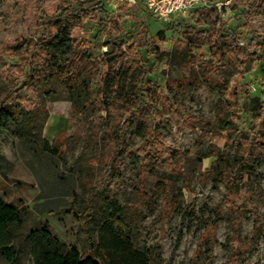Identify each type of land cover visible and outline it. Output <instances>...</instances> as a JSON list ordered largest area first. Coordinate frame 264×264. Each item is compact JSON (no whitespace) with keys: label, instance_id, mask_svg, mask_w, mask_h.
<instances>
[{"label":"rangeland","instance_id":"1","mask_svg":"<svg viewBox=\"0 0 264 264\" xmlns=\"http://www.w3.org/2000/svg\"><path fill=\"white\" fill-rule=\"evenodd\" d=\"M222 1L212 0L210 11L194 12L169 23L153 16L142 0H0V49L7 41L37 38L43 12L59 15L66 9L76 13L82 9H103L96 17L82 20L74 28L73 36L88 40L97 36L103 50H107L106 43L114 39L123 40L124 49L134 45L149 79L172 106L164 109L160 106L156 111L165 141L180 152L187 150L190 153L203 150L210 143L220 144L223 150L230 151V171L234 172L233 156L239 136L252 138L258 135L264 140V50L241 70L227 58H222L217 72L202 70L200 62L187 66L179 56L187 38L193 54L208 61L212 60V45L227 52L234 37L250 48L264 46V11L249 15V0H229L227 4ZM213 24L214 28L208 33L212 35L210 39L205 32H201L197 40L188 37L187 26H194L197 32L210 29ZM232 24H235L232 32L219 31ZM170 78L181 80L182 85L169 84ZM217 82L226 83L227 88L221 89ZM221 99L230 105L224 118L233 117L237 123L238 132L231 146L218 137L203 133L193 119L201 117L217 121ZM47 106L48 118L42 121L44 113H41V121H36L34 132L51 143L62 142L66 137L60 146V156L41 147L28 148L24 138L17 136L15 125L0 121V156L7 161L5 164L0 158V198L15 205L22 219L21 225L12 229L11 247L16 253L15 260L9 263L0 251V264H35L34 242L39 245L37 250L47 245L39 235L36 239L29 235L44 223L49 224L59 240L75 246L80 252L91 253V248L96 246L99 227L94 228L83 216L78 217L73 212L80 213L94 199L95 192L85 194L79 186L77 164L82 156L89 157L92 150H85L84 141L74 135L79 128L70 118L71 102L66 91ZM90 112L88 109L79 117L83 132L91 126ZM144 142V138L133 135L132 127L127 130L126 143L131 151L122 162V175L115 188V197L122 206H126L134 195L142 160L138 149ZM158 161L167 169L162 159ZM175 163L188 172L186 178L173 176V184L183 189L185 201L167 214L160 212L161 198L144 206L138 225L128 229L133 244L156 264H225L233 253L238 254L237 264H264V221H255L257 215L264 214V154H256L254 173L247 177L240 201L242 210H227L212 236L204 240L201 235L206 222L224 198L227 187L212 181L211 174L203 177L197 171L193 173L194 166L190 161L181 162L179 157ZM214 163V158L204 159L203 170L210 169ZM98 172L97 181H100L104 170ZM156 174L157 171L150 168L149 187L155 184ZM238 232L242 241L234 240ZM210 250L212 260L207 262L205 259ZM102 262L129 264L125 259L119 261L116 258L112 262L102 259Z\"/></svg>","mask_w":264,"mask_h":264},{"label":"trees","instance_id":"2","mask_svg":"<svg viewBox=\"0 0 264 264\" xmlns=\"http://www.w3.org/2000/svg\"><path fill=\"white\" fill-rule=\"evenodd\" d=\"M99 10L103 11L96 7L92 11L82 9L78 13L66 9L59 15L43 12L39 18L40 34L37 38L7 41L0 49V121L15 125L17 136L24 138L28 148L41 147L60 156V146L67 138L62 142L57 140L51 143L37 136L34 130L36 121H41V113H44L42 121L47 120L48 103L58 100L62 91H66L71 102L70 118L73 125L79 128L74 135L84 141L85 150H92L89 157L82 156L77 164L79 186L85 194L95 192L94 199L80 213L73 212L78 217L83 216L85 222L93 224L94 228L99 227L96 246L91 248V253L80 252L75 246L59 240L49 224L44 223L43 227L29 235L32 239L39 235L40 240L47 245L37 250L39 245L34 242L35 264H103L102 259L112 262L113 258L119 261L125 259L129 264H156L133 244L128 229L138 225L142 208L157 198H161V214H167L185 201L183 189L173 184V176L185 177L188 172L182 171L175 160L180 157L181 162H192L193 173L197 171L203 177L211 174L212 181L224 183L227 187L224 198L206 222L205 231L201 235L204 240L212 236L227 210H242L243 204L240 201L247 177L254 173L256 154H264V140L261 136L251 138L249 135H240L233 156L235 171L231 172L232 156L220 144L210 143L195 153L187 150L180 152L176 146L168 144L160 131L161 121L156 111L160 106L163 109L172 106L160 93L159 87L149 79L148 71L142 67L134 45L124 49L125 42L114 39L106 43L107 50H103L97 36L93 40L73 36L74 28L82 20L96 17ZM206 10L211 9L199 11ZM258 10L264 11V0H249V15H254ZM64 14H67L66 17H63ZM234 25L219 31L230 33ZM214 26L195 32V27L189 25L186 30L190 38L197 40L201 32H205L210 39L212 35L208 33ZM190 46L188 38L185 39L179 51L180 59L187 66L200 62V68L208 72H217L222 58H227L241 70L251 58L259 57L264 50L261 45L250 48L234 37L227 52L212 45V60L208 61L193 54ZM168 83L182 85L181 80L174 78L168 79ZM217 85L223 90L227 88L224 82H217ZM229 106L228 101H219L215 122L201 117L193 119L203 133L212 138L218 137L231 146L238 130L233 117L224 118L229 113ZM88 109L91 111V126H88L87 132H83V123L79 117ZM130 127L133 135L144 138L145 142L138 149L142 160L133 189L134 195L126 206H122L115 197V188L122 175V162L131 151L126 143V133ZM0 158L7 164L5 158ZM206 158H214L215 163L210 169L203 170V160ZM159 159L168 166L167 169L161 167ZM150 168L157 171L152 187L148 186ZM99 170L104 172L101 180L97 181ZM255 221H264V214L257 215ZM21 222L19 209L0 198V251L9 263H13L16 257L11 247L12 229L15 225H21ZM87 230L91 233L90 228ZM234 240L242 241L239 232ZM238 259V254L233 253L225 264H237ZM205 260L211 262L212 250Z\"/></svg>","mask_w":264,"mask_h":264},{"label":"built area","instance_id":"3","mask_svg":"<svg viewBox=\"0 0 264 264\" xmlns=\"http://www.w3.org/2000/svg\"><path fill=\"white\" fill-rule=\"evenodd\" d=\"M135 2V0H125ZM215 1V0H213ZM229 0L222 1L227 4ZM146 9L155 17L163 21H172L187 17L200 9L210 8L212 0H143Z\"/></svg>","mask_w":264,"mask_h":264},{"label":"crops","instance_id":"4","mask_svg":"<svg viewBox=\"0 0 264 264\" xmlns=\"http://www.w3.org/2000/svg\"><path fill=\"white\" fill-rule=\"evenodd\" d=\"M143 1V0H142Z\"/></svg>","mask_w":264,"mask_h":264}]
</instances>
